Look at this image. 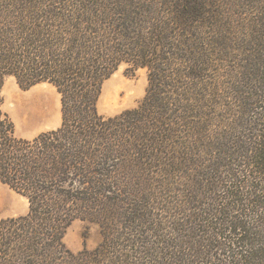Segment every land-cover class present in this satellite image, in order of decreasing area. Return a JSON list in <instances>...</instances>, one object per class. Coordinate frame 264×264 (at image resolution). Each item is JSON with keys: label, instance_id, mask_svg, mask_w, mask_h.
I'll list each match as a JSON object with an SVG mask.
<instances>
[{"label": "trees", "instance_id": "16d2710c", "mask_svg": "<svg viewBox=\"0 0 264 264\" xmlns=\"http://www.w3.org/2000/svg\"><path fill=\"white\" fill-rule=\"evenodd\" d=\"M106 2V15L122 18L101 20L95 0H0V88L4 75L24 89L49 82L62 114L57 129L21 140L0 108V182L29 201L25 216L0 220L7 224L0 264L67 263L65 228L93 206L106 213L127 190L142 192L140 204L120 208L129 231L122 240L142 254L134 264H264V110L257 107L264 95L236 96L240 115L226 122L231 109L220 114L224 121L214 113L226 103L216 81L212 93L191 91L203 87L218 53L238 47L248 58L264 56V12L247 37L225 30L193 37L217 25L204 16L205 0ZM121 62L146 66L148 89L136 108L104 118L96 108L101 83ZM181 203L193 208L188 216ZM161 211L168 218L159 219ZM104 219L103 235L114 244V225ZM108 247L81 259L133 257L108 258Z\"/></svg>", "mask_w": 264, "mask_h": 264}, {"label": "rangeland", "instance_id": "374dc122", "mask_svg": "<svg viewBox=\"0 0 264 264\" xmlns=\"http://www.w3.org/2000/svg\"><path fill=\"white\" fill-rule=\"evenodd\" d=\"M107 5L106 0H95V7L98 9L101 20L112 18L115 21L114 18L120 16L122 18L123 13L109 12L106 15ZM203 7L206 11H210L209 14L205 13L204 16L209 15L217 18V25L198 27V32L193 34V37H206L214 32H224V30L226 32H235L241 37H244L243 35L247 37L251 34L249 33L250 25L256 24L258 15L264 12V0H205ZM200 28L201 30L199 31ZM260 51L262 54L264 53V51ZM226 52L225 55L218 53L212 66L207 67V76L202 81L203 87H196L191 91L212 93L216 81L218 93L226 95V98H224L226 103L220 105L214 113L219 112L218 118L224 121L220 114L222 116L226 109H231L227 110L228 116L225 119L226 122H229L234 116L240 115L238 113L240 108H238L236 99H234L236 96L246 95V91L252 92V95L246 96L264 95V56L254 58L251 55L248 58V55H244L245 52L238 47L228 49ZM254 52L259 53V49ZM253 71L257 73L258 77L256 75L252 76ZM148 74L149 71L146 66H140L132 70L127 63L121 62L117 69L101 83L100 94L96 103L97 113L104 118H108L119 115L125 110L136 108L146 95L149 85ZM190 89L189 87L187 91H190ZM181 91L182 89L180 88L179 92ZM0 97L1 111L8 116L13 126L10 134L16 139L32 140L38 134L57 129L61 125L60 94L56 87L49 82H40L24 89L18 85L14 76L4 75L0 88ZM256 100H258V97ZM260 105L261 107H259ZM257 107L264 110V102L258 104ZM213 116L216 115L214 114ZM192 139L195 138L192 137ZM209 157L210 155H205V158ZM141 194L142 192L136 191L133 193L130 190L118 193L117 196H122V199L116 198L117 206L115 205L112 209L109 208L106 213H102L104 211L103 206L96 205L92 207L91 211L93 213L90 212L85 218L73 219L65 228L61 239L64 246L63 249L67 250V252H64L67 263L87 264L81 258L87 252L93 251L104 243L109 246L107 250L108 258L123 253L133 256L127 264H134L135 260L138 262L142 257L141 253H136V250H139V244L135 243V245L128 247L122 240V237L126 238L129 235L126 234L129 231L123 227L124 223L122 222L123 217H121L120 208L123 211H127L125 209H129L134 203L135 205L140 204ZM142 203L144 204V202ZM179 206H181V210L186 209L185 214L187 216L193 209L190 208L191 206H187V203H181ZM82 208H84L83 205ZM28 212V199L21 193L11 189L7 184L0 182V220L25 216ZM159 212V210H156L154 213ZM104 217H107L114 225V230L110 234L113 237L114 244H112L111 239L109 241V238L107 241V238L103 235L101 222L105 221ZM158 218L165 220L168 217L161 211V216H158ZM170 218L181 222L178 220V216L174 219V213ZM6 225H0V234L5 231ZM18 227L17 232L20 233L19 223ZM107 231L109 232L110 229L107 228ZM163 232L166 235L172 233L169 230H163ZM69 252L75 258H71ZM84 253L85 255H82ZM67 257L69 258L67 259ZM117 260L119 259L117 258ZM115 264L121 263L118 261Z\"/></svg>", "mask_w": 264, "mask_h": 264}]
</instances>
